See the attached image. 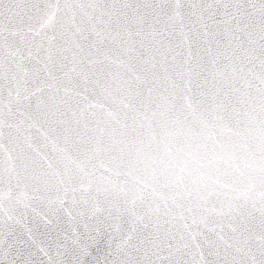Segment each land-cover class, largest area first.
<instances>
[{"label": "snow or ice", "instance_id": "6c2138e0", "mask_svg": "<svg viewBox=\"0 0 264 264\" xmlns=\"http://www.w3.org/2000/svg\"><path fill=\"white\" fill-rule=\"evenodd\" d=\"M0 264H264V0H0Z\"/></svg>", "mask_w": 264, "mask_h": 264}]
</instances>
